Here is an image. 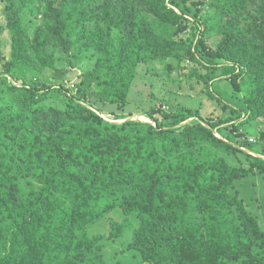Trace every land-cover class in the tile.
Returning a JSON list of instances; mask_svg holds the SVG:
<instances>
[{
	"label": "trees",
	"instance_id": "trees-1",
	"mask_svg": "<svg viewBox=\"0 0 264 264\" xmlns=\"http://www.w3.org/2000/svg\"><path fill=\"white\" fill-rule=\"evenodd\" d=\"M0 6V264H264V0ZM142 64L220 115L137 102Z\"/></svg>",
	"mask_w": 264,
	"mask_h": 264
},
{
	"label": "rangeland",
	"instance_id": "rangeland-1",
	"mask_svg": "<svg viewBox=\"0 0 264 264\" xmlns=\"http://www.w3.org/2000/svg\"><path fill=\"white\" fill-rule=\"evenodd\" d=\"M1 8V6H0ZM2 19L0 18V21ZM0 36V42H5L6 38ZM1 46V45H0ZM157 69H161V65H156ZM190 67V65H189ZM188 64L179 71H174L172 74L167 76H156L152 83H147L148 79L145 77V65H140L137 70V74L133 81V85L130 91L131 98H134L137 102L139 100L143 101L150 95L154 94L158 100L170 101L173 105L176 104H187L191 107L196 106V103L201 104V114L203 117L214 118L216 115H220V108L218 105L211 99H209L205 94L201 84H197L195 79L187 80L184 76V73L188 72ZM161 71V70H158ZM78 72L72 74L67 73L66 78L72 79L73 83L79 81ZM160 73V72H159ZM161 74V73H160ZM183 74V75H182ZM60 78L65 77L64 73H60ZM65 78V79H66ZM146 81V82H145ZM223 85V84H222ZM216 89L217 87L214 86ZM138 97V98H137ZM140 97V98H139ZM139 99V100H138ZM128 111V109H127ZM134 118L139 120L146 119L143 116L134 115ZM250 193V190H247ZM262 228L264 229V224L261 223ZM119 264H139L138 259L130 254H120L117 256L116 260Z\"/></svg>",
	"mask_w": 264,
	"mask_h": 264
},
{
	"label": "water",
	"instance_id": "water-1",
	"mask_svg": "<svg viewBox=\"0 0 264 264\" xmlns=\"http://www.w3.org/2000/svg\"><path fill=\"white\" fill-rule=\"evenodd\" d=\"M131 119H134L133 117H129V118H126V119H124L123 121H128V120H131ZM123 121H115L116 123H119V122H123ZM213 132L214 133H216L215 132V130H213ZM217 134V133H216ZM245 151V150H244ZM247 152V151H246ZM252 154H254V153H252ZM254 155H256V154H254ZM257 156V155H256Z\"/></svg>",
	"mask_w": 264,
	"mask_h": 264
},
{
	"label": "clouds",
	"instance_id": "clouds-1",
	"mask_svg": "<svg viewBox=\"0 0 264 264\" xmlns=\"http://www.w3.org/2000/svg\"><path fill=\"white\" fill-rule=\"evenodd\" d=\"M74 84H75V83H73V82H68V83L66 84V86H67L68 88H73ZM133 118H134V117H133ZM134 119H136V118H134ZM142 121H144V120H142ZM114 122H115V121H114Z\"/></svg>",
	"mask_w": 264,
	"mask_h": 264
}]
</instances>
